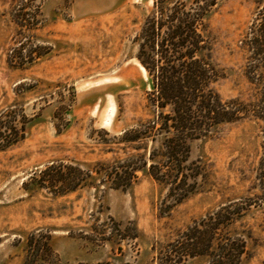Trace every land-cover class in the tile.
Instances as JSON below:
<instances>
[{
	"label": "rangeland",
	"instance_id": "rangeland-1",
	"mask_svg": "<svg viewBox=\"0 0 264 264\" xmlns=\"http://www.w3.org/2000/svg\"><path fill=\"white\" fill-rule=\"evenodd\" d=\"M256 1L218 0L205 19L211 60L225 73L215 85L223 99L246 97L238 41ZM152 2L0 0V111L15 107L27 118L22 141L0 151V264H23L26 239L36 230L49 234L60 264H161L165 245L193 221L256 192L262 139L254 121L190 142L189 161L200 165V175L196 190L177 204L145 171L126 190L99 180L62 195L38 186L51 163L89 171L123 159L120 134L152 117L151 81L133 40ZM19 7L36 15L29 33L14 21ZM24 40V64L16 67ZM30 44L41 55L26 63ZM230 231L245 242L240 264H264L263 206H251Z\"/></svg>",
	"mask_w": 264,
	"mask_h": 264
},
{
	"label": "trees",
	"instance_id": "trees-1",
	"mask_svg": "<svg viewBox=\"0 0 264 264\" xmlns=\"http://www.w3.org/2000/svg\"><path fill=\"white\" fill-rule=\"evenodd\" d=\"M217 2L153 0L133 38L138 47L136 59L151 81L147 101L153 115L120 134L117 143L127 149L123 159L89 171L51 163L37 179L33 178L40 188L62 195L92 186L96 180L106 182L111 189L126 190L137 180L138 172L145 171L177 204L196 190L195 178L200 175V165L189 161L191 141L207 137L223 125L243 121L259 124L262 143L254 178L256 192L251 197L230 200L193 221L165 245L158 258L161 264H183L199 257L207 259L206 264H240L245 242L230 227L251 206L264 207V0L256 1L254 17L238 41L244 54L246 97L227 99L215 88L225 73L211 60L205 24ZM19 12L14 21L20 33L34 30L36 15L24 7H19ZM19 44L16 58L21 62L13 61L16 67L24 64L21 51L25 40ZM39 50V46L30 44L26 63L40 56ZM26 122L21 109L7 107L0 111V151L22 141ZM41 232L28 235L23 264H60L50 247L49 234Z\"/></svg>",
	"mask_w": 264,
	"mask_h": 264
}]
</instances>
